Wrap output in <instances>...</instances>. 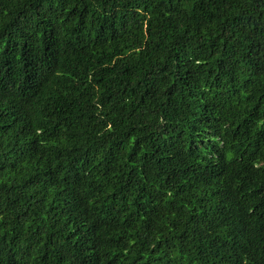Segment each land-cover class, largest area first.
Returning <instances> with one entry per match:
<instances>
[{"label": "trees", "instance_id": "trees-1", "mask_svg": "<svg viewBox=\"0 0 264 264\" xmlns=\"http://www.w3.org/2000/svg\"><path fill=\"white\" fill-rule=\"evenodd\" d=\"M0 264H264V0H0Z\"/></svg>", "mask_w": 264, "mask_h": 264}]
</instances>
